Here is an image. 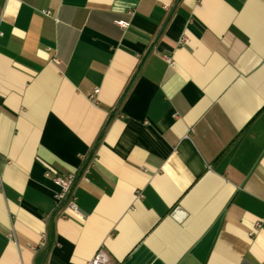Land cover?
<instances>
[{
	"label": "crops",
	"instance_id": "1",
	"mask_svg": "<svg viewBox=\"0 0 264 264\" xmlns=\"http://www.w3.org/2000/svg\"><path fill=\"white\" fill-rule=\"evenodd\" d=\"M0 33V264H264V0H0Z\"/></svg>",
	"mask_w": 264,
	"mask_h": 264
},
{
	"label": "built area",
	"instance_id": "2",
	"mask_svg": "<svg viewBox=\"0 0 264 264\" xmlns=\"http://www.w3.org/2000/svg\"><path fill=\"white\" fill-rule=\"evenodd\" d=\"M45 16H50L49 12L43 11L42 12ZM117 25L121 28H125L128 26L126 22L120 21L117 22ZM1 35V33H0ZM53 62L55 64H58V60L54 59ZM169 66L172 65L170 59H168ZM98 91H93V95L90 96V99L93 101V96ZM47 176H50L53 184H55L58 187V192L54 195V202L57 206L64 205V209L61 212L60 217L65 218L66 214L65 212H70L73 214H78V208L75 204V199L73 195V187L75 184V175L74 174H68V175H60L58 173H54L53 175H49L47 173ZM258 226V224H256ZM87 264H109V259L107 255L102 251L99 250L97 253L92 257L90 261H88Z\"/></svg>",
	"mask_w": 264,
	"mask_h": 264
},
{
	"label": "trees",
	"instance_id": "3",
	"mask_svg": "<svg viewBox=\"0 0 264 264\" xmlns=\"http://www.w3.org/2000/svg\"><path fill=\"white\" fill-rule=\"evenodd\" d=\"M140 67H141V64L139 65L138 70L140 69ZM137 72H138V71H137ZM136 74H137V73H135V75H136ZM132 82H133V79L131 80L130 85L132 84ZM130 85H129V86L127 87V89L124 91V94L122 95V97H121V99H120V102H122V99H124V97L126 96L128 90H129V88H130ZM108 124H109V120L106 121L104 127H103L102 130H101V133H103V132L105 131V129L107 128ZM93 151H94V149H92V150L89 152V154L87 155V157L83 160L82 166H85V165L87 164V162L91 159V156H92V154H93ZM77 179H78V173H76V175H75V181H76ZM61 206H64V205H61Z\"/></svg>",
	"mask_w": 264,
	"mask_h": 264
}]
</instances>
